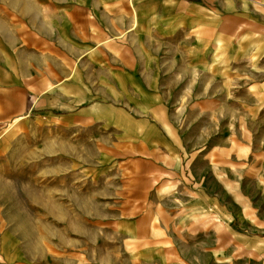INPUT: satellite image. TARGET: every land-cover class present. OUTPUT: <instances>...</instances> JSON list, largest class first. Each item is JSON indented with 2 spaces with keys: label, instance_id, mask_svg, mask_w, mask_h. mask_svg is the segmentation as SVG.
Instances as JSON below:
<instances>
[{
  "label": "crops",
  "instance_id": "obj_1",
  "mask_svg": "<svg viewBox=\"0 0 264 264\" xmlns=\"http://www.w3.org/2000/svg\"><path fill=\"white\" fill-rule=\"evenodd\" d=\"M12 17L16 27L8 30L5 23L0 37L6 47L0 49V91L25 90L36 106L38 121L52 124L54 138L75 137L78 143L82 133L92 139L94 125L109 127L114 144L125 148L139 165L135 180L155 181L159 201H168L171 191L162 192L157 186L172 185L180 193L170 200L180 198L184 204L186 181H219L214 163H202L203 173L185 168L183 156L192 151L173 129L176 115L168 109L172 100L167 91L179 82L184 88L190 76H219L222 68H229L226 63L237 58L250 67L259 59L264 75V0H28L14 6ZM15 41L21 43L20 72L8 59V44ZM33 55L38 65L30 71ZM1 103L5 109L16 105L13 99ZM77 143L69 149L79 153L78 160ZM207 193L199 189L193 200L204 202ZM211 204L208 211H190L192 217L198 225L212 219L213 234L222 228L227 241L216 236L211 247L204 240L191 244L185 240L190 227L182 221L172 232L168 227L157 229L171 233V238L158 240L156 232V239L147 242L144 260L264 264V233L244 229L237 216L214 208L215 200ZM166 216L171 217L167 212ZM10 237L9 231L0 229V264H23ZM163 243L175 256L171 262L168 253L162 255L157 248ZM206 250L212 254L206 255Z\"/></svg>",
  "mask_w": 264,
  "mask_h": 264
},
{
  "label": "rangeland",
  "instance_id": "obj_2",
  "mask_svg": "<svg viewBox=\"0 0 264 264\" xmlns=\"http://www.w3.org/2000/svg\"><path fill=\"white\" fill-rule=\"evenodd\" d=\"M20 1L28 0H0V37L5 23L8 30L16 27L13 8ZM8 46L9 61L22 71L21 43ZM2 48L5 43L0 41ZM29 62L38 65L36 57ZM228 64L219 76H190L184 88L179 82L167 91L172 100L168 109L176 115L173 129L192 151L183 156L185 168L203 173L202 163H214L219 180L186 181L184 204L180 198L170 200L180 193L172 185L157 186L162 192L171 191L168 201H159L155 181L135 180L139 165L125 148L114 144L109 127L94 125L92 139L82 133L78 143L75 137L56 139L52 124L38 121L36 106L25 90L0 91V229L10 232L22 263L155 264L156 258L144 260L147 242L156 235L158 240L170 239L171 233L157 229L168 227L172 232L182 221L190 227L185 240L191 244L204 240L211 247L216 236L227 241V234L216 228L214 235L212 219L198 225L190 211H208L212 200L214 208L237 216L244 229L264 233V75L259 59L251 67L241 58ZM32 66L30 71L36 68ZM226 69L231 72H223ZM197 85L202 86L196 89ZM12 99L14 107L1 106V101ZM74 143L78 160L79 153L69 149ZM199 189L208 193L196 204ZM166 212L171 217L165 218ZM157 248L162 255L168 253L169 262L175 257L170 245ZM207 254L212 251L206 250Z\"/></svg>",
  "mask_w": 264,
  "mask_h": 264
}]
</instances>
